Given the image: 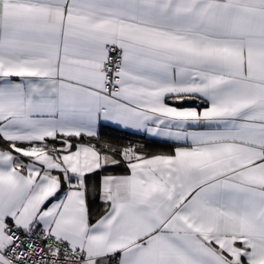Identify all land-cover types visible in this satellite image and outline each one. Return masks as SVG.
Instances as JSON below:
<instances>
[{
	"label": "snow or ice",
	"instance_id": "obj_1",
	"mask_svg": "<svg viewBox=\"0 0 264 264\" xmlns=\"http://www.w3.org/2000/svg\"><path fill=\"white\" fill-rule=\"evenodd\" d=\"M0 264H264V0H0Z\"/></svg>",
	"mask_w": 264,
	"mask_h": 264
}]
</instances>
